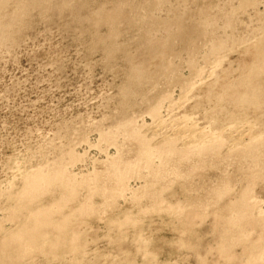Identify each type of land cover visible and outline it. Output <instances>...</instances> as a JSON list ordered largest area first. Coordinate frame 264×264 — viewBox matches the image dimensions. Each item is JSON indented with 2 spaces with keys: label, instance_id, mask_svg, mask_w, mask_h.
<instances>
[{
  "label": "rangeland",
  "instance_id": "1",
  "mask_svg": "<svg viewBox=\"0 0 264 264\" xmlns=\"http://www.w3.org/2000/svg\"><path fill=\"white\" fill-rule=\"evenodd\" d=\"M0 264H264V0H0Z\"/></svg>",
  "mask_w": 264,
  "mask_h": 264
},
{
  "label": "bare ground",
  "instance_id": "2",
  "mask_svg": "<svg viewBox=\"0 0 264 264\" xmlns=\"http://www.w3.org/2000/svg\"><path fill=\"white\" fill-rule=\"evenodd\" d=\"M158 115H159V114H158ZM188 129H189V128H188ZM176 131H177V130H176ZM196 131H197V130H196ZM197 132H198V131H197ZM199 133H200V131H199ZM199 133H198V134H199ZM201 134H202V133H201ZM203 135H205V134H202L201 136H203ZM188 136H189V135H188ZM198 137H199V136H198ZM198 137H196V139H197V140H196V139H194V136H193L194 141L191 142V146H193L194 144H195V147L197 146L196 143H198L197 141L200 140ZM215 137H216V136H215ZM188 138H189V137H188ZM202 138H203V137H202ZM218 138H219V137H218ZM153 139H154V138H153ZM191 139H192V138H191ZM198 139H199V140H198ZM215 140H216V139H215ZM206 141H207V140H206ZM218 141H219V139H218ZM224 142H225V141H224ZM167 143H168V142H167ZM200 143H201V142H200ZM171 144L173 145V143H171ZM202 144H203V142H202ZM209 144H210V143H209ZM143 145H144V144H143ZM198 145H199V144H198ZM205 145H206V144H205ZM145 146H146V145H145ZM173 146H174V145H173ZM203 146H204V145H203ZM209 146H210V145H209ZM212 146H213V145H212ZM151 147H152V146H151ZM187 147L190 148V147H189V144L187 145ZM193 147H194V146H193ZM197 147L199 148L200 146H197ZM214 147H215V146H213V149H216V148H214ZM216 147H217V145H216ZM219 147H220V146H219ZM207 148H208V147H206V151L208 152ZM147 149H148V148H147ZM171 149H172V148H171ZM173 149H174V147H173ZM195 149H197V148H195ZM200 149H201V147H200ZM200 149H199V150H200ZM210 149H211V147H209V150H210ZM220 149H221V148H220ZM161 150H162V149H161ZM203 150H205V148H204ZM203 150H201V152L199 151L198 153H202ZM151 151H152V150H151ZM151 151L146 152L145 155H146L147 157H148V156H149V157H150V156H151V157L154 156V155H151V154H154L155 152H151ZM158 151H159V150H158ZM186 151H187V150H186ZM212 151H214V150L211 149V152H212ZM167 152H168V151H167ZM193 152H195V151H193ZM157 153H158V152H157ZM182 153H183V152H182ZM184 153H185V151H184ZM186 153H187V152H186ZM162 154H163V153H162ZM168 154H169V153H168ZM171 154H173V153H171ZM178 154H179V153H178ZM187 154H189V153H187ZM160 155H161V154H160ZM183 155H184V154H183ZM194 155H195V154H194ZM156 156H157V155H156ZM167 156H168V155H167ZM184 156H185V155H184ZM184 156H183V157H184ZM192 156H193V155H192ZM206 156H208V155H206ZM151 157H150V158H151ZM186 157H187V156H186ZM150 158H149V159H150ZM169 158H170V157H169ZM184 158H185V157H184ZM189 158H190V157H189ZM73 159H74V158H73ZM156 159H157V157H156ZM139 161H140V160H139ZM143 161H144V160H143ZM140 163H141V161H140ZM149 163H150V162H149ZM160 163H161V162H160ZM114 164H115V163H114ZM165 164H166V163H165ZM162 166H163V165H162ZM113 167H114V166H113ZM137 167H138V166H137ZM144 167H145V166H144ZM128 168H129V167H128ZM126 169H127V168H126ZM148 169H149V168H148ZM152 169H153V168H152ZM157 170H158V169H157ZM64 171H65V170H64ZM159 171H161V170H159ZM62 172H63V171H62ZM62 172L60 171V172H58V174L55 172L56 175H53V176H52V175H51V176H48V175L39 176L38 179H37L34 183H33V182L31 183V184H33V187H32L33 190H34V191H37L36 189L40 190L39 188H41L42 185H43V186H42V189H43V187L45 188V185H46V184H49V183H51V181L53 182L54 180L56 181V179L58 180L62 175H64V174H62ZM114 172H115V171H114ZM157 172H158V171H157ZM60 173H61L62 175H61ZM63 173H64V172H63ZM118 173H119V172H118ZM123 174H124V172H123ZM157 174H158V173H157ZM41 175H42V174H41ZM60 175H61V176H60ZM120 176H121V175H120ZM123 176H124V175H123ZM121 177H122V176H121ZM124 177H125V176H124ZM62 179H63V177H62ZM124 179H125V178H124ZM59 180H60V184H61V183H62V182H61V178H60ZM63 180H64V179H63ZM63 180H62V181H63ZM67 180H68V179H67ZM74 180H75V179H74ZM33 181H34V180H33ZM119 181H120V180H119ZM66 182H67V181H66ZM117 182H118V181H117ZM123 182H124V180H123ZM54 183H55V182H54ZM63 183H64V182H63ZM73 183H74V182H73ZM121 183H122V182H121ZM60 184H59V185H60ZM83 184H84V183H83ZM115 184H117V183H115ZM76 185H77V184H76ZM76 185H75V186H76ZM27 186H28V185H27ZM39 186H40V187H39ZM48 186H50V185H48ZM70 186H71V185H70ZM75 186H74V187H75ZM86 186H87V185H86ZM86 186H84V187H86ZM122 186H123V185H122ZM66 187H67V186H66ZM77 187H79V186L77 185ZM72 188H73V187H72ZM73 189L75 190V188H73ZM120 189H121V188H120ZM30 190H31V189H30ZM74 190H73V191H74ZM40 191H42V190H40ZM70 191H71V190H70ZM73 191H72V192H73ZM100 191H101V190H100ZM68 192H69V191H68ZM72 192H71V193H72ZM116 192H117V191H116ZM124 192H125V191H124ZM71 193H70L69 195H71ZM96 193H97V192H96ZM103 193H104V192H103ZM118 193H119V192H118ZM30 194H32V193H30ZM75 194H76V192H75ZM99 194H100V193H99ZM89 196H90V195H89ZM71 197H72V196H71ZM87 200H88V199H87ZM89 201H90V200H89ZM89 201H88V202H89ZM64 204H65V203H64ZM82 204H83V203H82ZM85 204H86V203H85ZM85 206H86V205H85ZM83 208H84V207H83ZM86 208H87V206H86ZM89 208H90V206H89ZM89 208H88V209H89ZM88 209H87V210H88ZM90 209H91V208H90ZM90 209H89V210H90ZM82 210H83V209H82ZM82 210H81V211H82ZM92 210H93V209H92ZM49 211H50V210H49ZM79 211H80V210H79ZM85 211H86V210H85ZM85 211H84V212H85ZM90 211H91V210H90ZM238 211H239V210H238ZM37 212H38V211H37ZM43 212H44V211H43ZM46 212H47V211H46ZM51 212H52V211H51ZM76 212H77V211H76ZM82 212H83V211H82ZM239 212H240V211H239ZM39 213H40V212H39ZM36 214H38V213H36ZM36 214H35V215H36ZM80 214H81V213H80ZM29 215H30V214H29ZM33 215H34V214H33ZM39 215H40V216H39ZM39 215H38V216L36 215V217H34V218H35V219H38L37 217H41L42 214H39ZM238 215H239V214H238ZM44 217H45V216H44ZM34 218H33V219H34ZM39 220L41 221L40 218H39ZM37 222H38V221H36V223H37ZM33 223H34V222H33ZM38 223H39V222H38ZM34 225H35V224H34ZM36 225H37V224H36ZM33 231H34V230H33ZM33 231H32V232H33ZM34 232H35V231H34ZM23 234H24V233L21 232V233H19V235L17 234L16 237H13L12 239L14 240V242H15V240H16V241H18V240L20 241V240H21V239H20V238H21V235L23 236ZM25 235H26V233H25ZM27 235H28V234H27ZM27 235H26V242H25V244H26L27 246L33 248V247L35 246V244H34V240H35V238H34L33 236H27ZM31 235H32V234H31ZM33 235H35V234H33ZM36 238H37V237H36ZM33 250H34V249H33Z\"/></svg>",
  "mask_w": 264,
  "mask_h": 264
}]
</instances>
